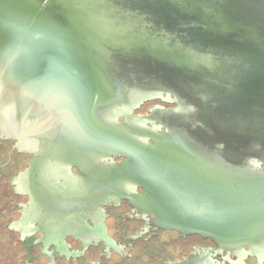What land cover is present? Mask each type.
<instances>
[{
    "label": "water",
    "instance_id": "95a60500",
    "mask_svg": "<svg viewBox=\"0 0 264 264\" xmlns=\"http://www.w3.org/2000/svg\"><path fill=\"white\" fill-rule=\"evenodd\" d=\"M234 52L250 65L234 68ZM163 94L178 108H155L154 120L179 122L165 127L171 133L153 129L144 153L124 154L150 169L143 196L153 225L210 239L240 261L245 246L263 252L253 240L264 171L227 131L264 129V0H0V140L32 156L13 179L29 200L9 229L62 236L78 230L71 220L82 227L69 193L84 174L69 168H90L110 148L118 155L119 105ZM199 115L218 142L198 130ZM12 234L0 226V264H21Z\"/></svg>",
    "mask_w": 264,
    "mask_h": 264
},
{
    "label": "flooded vegetation",
    "instance_id": "af4514ba",
    "mask_svg": "<svg viewBox=\"0 0 264 264\" xmlns=\"http://www.w3.org/2000/svg\"><path fill=\"white\" fill-rule=\"evenodd\" d=\"M232 55L244 56L238 52ZM232 62L239 70L250 65L249 59L245 58L237 57ZM155 108L175 111L178 107L174 97L166 94L146 99L130 109L128 104L119 105L121 114L117 122L123 127L113 131L112 137L114 143H118V149L115 145L113 148L119 150V154H113L110 148L104 156L106 160L91 162L90 168L86 166L83 170L80 164L69 168L73 175L84 174L73 182L75 191L69 193V198L77 201L76 208L81 217L84 216L82 227L71 220L70 229H78L74 234L46 236L39 225L33 226L29 236L9 229L10 224L20 218L21 208L29 200L28 196L16 192L13 179L28 168L32 156L17 152L13 148L14 142L0 140V226L8 233L12 232L21 245V264H50V255L53 256L52 264H264V251L251 256L249 247L245 246L246 255L240 261L232 255L217 253V246L210 239L198 235L181 236L175 230L166 231L153 225L152 206L148 197L143 196V184L150 180V169L145 168L143 161L129 163L124 154L144 153L153 144V129L163 132L165 127L179 122V118L169 115L154 120L151 111ZM190 111L195 113L198 109L193 106ZM185 112L188 114L189 110ZM196 120L198 130L208 131L205 135L209 136L210 142H218L211 120H202L201 115ZM166 132L171 133L170 130ZM227 133L234 136L232 141L236 138L237 145L240 143L243 157L251 159L257 170L264 171V129L245 127L230 129ZM223 145L221 142L217 146L222 149ZM144 175L148 177L144 178ZM52 179L55 183L58 180L57 177ZM60 180L64 183L69 179L60 177ZM262 206L258 225L260 235L253 243L264 250V202ZM77 224L82 233L78 232Z\"/></svg>",
    "mask_w": 264,
    "mask_h": 264
},
{
    "label": "trees",
    "instance_id": "16d2710c",
    "mask_svg": "<svg viewBox=\"0 0 264 264\" xmlns=\"http://www.w3.org/2000/svg\"><path fill=\"white\" fill-rule=\"evenodd\" d=\"M21 245H19V247H20ZM21 250H22V248H20Z\"/></svg>",
    "mask_w": 264,
    "mask_h": 264
}]
</instances>
